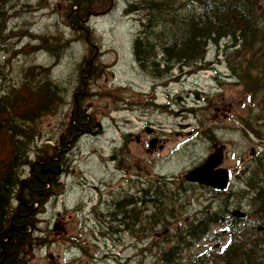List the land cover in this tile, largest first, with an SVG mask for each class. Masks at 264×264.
<instances>
[{
  "label": "trees",
  "instance_id": "obj_1",
  "mask_svg": "<svg viewBox=\"0 0 264 264\" xmlns=\"http://www.w3.org/2000/svg\"><path fill=\"white\" fill-rule=\"evenodd\" d=\"M10 1L0 0V54L6 57L0 61V264H27L30 247H43L45 243L42 236L36 235L35 219L45 210L51 196L59 195L53 178L59 176L58 164H62L60 155L64 147L57 142L58 149L50 151L38 140L42 119L54 113L62 95L56 84L44 81L37 67L20 73L18 84L9 78L12 74L10 54L14 49L7 43H13L16 37L14 32L8 33L6 9ZM41 1L49 5L48 1ZM109 2L71 0L66 8L72 26L83 27L79 29L84 42H87L83 31L86 18L91 12L106 11ZM126 11L139 18L140 30L133 40L132 51L139 69L150 78H186L213 70L218 75L213 78H239L250 89L259 90L264 99V0H135ZM46 44H38L28 53L42 49L56 56L55 51H60L58 39L52 38L50 45ZM212 46L219 58L225 59L227 76L220 75L219 68L211 67L208 62ZM23 52L18 53L25 55ZM91 64L93 59L85 56L78 65V78L85 75L94 78L91 77ZM78 84L82 88L83 81L79 80ZM71 122L68 126L70 139L79 133ZM79 127L85 126L79 124ZM57 159L59 162H55ZM50 183L52 189L48 187ZM249 188L250 192H237L236 196L242 194L250 204V220L258 218L263 232L260 226L240 229L233 220L235 225L226 226L231 239L221 250L214 248L210 256L204 251L185 258L183 251L191 250L209 234L214 220L205 215L188 227L190 239L166 243L169 246L152 258L160 264H184V260L188 264H209V261L214 264H264V182L255 190L252 184ZM153 218L149 216V220Z\"/></svg>",
  "mask_w": 264,
  "mask_h": 264
},
{
  "label": "flooded vegetation",
  "instance_id": "obj_2",
  "mask_svg": "<svg viewBox=\"0 0 264 264\" xmlns=\"http://www.w3.org/2000/svg\"><path fill=\"white\" fill-rule=\"evenodd\" d=\"M189 79L181 82L183 89L179 100L182 104L190 106L181 111L174 107L176 101L171 95L173 87L170 83L179 82L174 79L167 86L158 84L161 82H156L157 79H150V83L156 86L154 92L160 88L165 90L168 105H164L155 96L151 98L150 108L142 101L134 105L126 98L111 99L105 108L108 109L110 127L116 132L108 140V154L105 156L104 149H99L94 154L98 162L101 160L107 162V166L99 168L102 174L107 176L103 178L100 174L94 173V187L91 188L94 197L88 203L91 204L90 206L86 202L80 207L75 204L74 199L68 201L75 190L71 188V184L77 183L75 182L77 176L74 174L72 165L76 161L74 149L78 147L81 138H75L78 134L76 133L70 139L69 127L64 130L63 139L60 141V145L64 147L60 155L62 164L61 162L58 164L62 166L59 176L54 177L53 180L61 178L60 182H63L62 177L65 176L66 181L62 183L65 185L64 191L59 195L60 211L69 212L72 208V212L70 215H60L58 223L63 224L60 229L64 231L65 239L71 237L68 230L69 222L77 219L81 230L88 233L87 236L90 237V239L85 237L86 243L78 246L81 256L74 253L76 258L73 257L74 262L71 258V262L77 264L76 259H81V264H90V261L82 262V258L89 255L92 258V264H107L111 259L113 264H131V262L137 263V257H140L141 264H148L147 256L150 246L163 242L174 244L183 238L190 239L187 233L188 227L197 223L204 215H210V220L218 219L213 229L214 238L219 239L220 243L210 247L208 255L214 252V248L221 250L224 247L221 242L224 240L229 242L231 239L226 227L229 223L235 225L234 221H236L238 228L260 226L258 219L251 221L248 217L247 210L249 211L250 204L242 195L236 196V193L250 192V184L255 190L264 182L262 172L259 170L260 166L264 165V120L261 126L259 115L250 119L255 127L253 130H250L248 123L239 122L243 129L247 127L246 129L251 132L250 137L245 136L249 144L248 156L238 158L234 154L232 158L235 159L236 166L231 168L228 165L230 156L228 144L218 136L223 128L227 127L226 123H223L225 117L221 114L222 106L219 105L220 98L227 91V87L241 81L239 78ZM187 86H190L189 90L186 89ZM87 87L86 84L79 88L78 84V91L75 90L73 97L66 101L65 105H68V109L72 111L69 115L71 125L76 126L77 132H81V135L91 132L102 134L103 128L99 121H96L97 116L102 112L94 106L83 107L82 100L86 96L84 91ZM147 95L145 94L144 97ZM253 98L254 102L260 105L256 101L259 100L257 94ZM260 101L264 103V99ZM212 108H214L213 112H211ZM124 111L135 112L141 120L138 130L133 129V124L130 125L132 121L130 114L121 115ZM187 114L194 122H186ZM223 114L226 115L227 112L223 111ZM81 120L85 122L80 123ZM197 120H206L211 126L209 125L206 131L200 132L201 127ZM183 122H186L184 126ZM79 124L85 127L81 128ZM179 127L189 130L187 138L182 140L172 138L173 132ZM176 135L179 136V133ZM182 135L185 136V134ZM71 144H73L72 149L69 150ZM57 149L56 146L55 150ZM213 155H217L213 172L227 177L225 188L211 187L188 177L191 172L202 168ZM178 158L186 159L179 163L178 168H175ZM55 162H59V159ZM185 162H188L186 168ZM245 164L249 165L247 169H244ZM70 179L71 182H69ZM86 184L88 181L83 182L80 190ZM238 211L244 213V216L238 218L235 215ZM150 215L154 217L152 220H149ZM231 218H237L238 221ZM215 227L218 230H215ZM260 231L263 232V229ZM74 236L76 234L71 237L74 241H72L70 254H73L74 245L78 244L75 243ZM85 245L88 248L86 253L83 250ZM91 248L95 249L94 253H91ZM162 249L157 250L156 254H160Z\"/></svg>",
  "mask_w": 264,
  "mask_h": 264
},
{
  "label": "rangeland",
  "instance_id": "obj_3",
  "mask_svg": "<svg viewBox=\"0 0 264 264\" xmlns=\"http://www.w3.org/2000/svg\"><path fill=\"white\" fill-rule=\"evenodd\" d=\"M43 1V3L48 1L47 3H49V5L42 4L41 0H11L7 5L8 8L6 10L9 13L8 27L10 30L8 33L12 31L16 34L14 42L7 43L8 46L14 49V52L12 51L10 54V70L12 74L9 78L15 79V83L18 84L21 78L20 73L27 71V69L32 70L37 67L40 76L44 78L45 82H53L59 87L62 95L61 103L53 114L42 119V129L38 140L39 144L44 142L47 146L46 148L50 151L56 147L57 142L59 143V141H62L63 132L69 126V115L72 111L68 109V105H65L66 101L73 97L72 95L75 90L78 91L77 85L79 80L87 84L88 87L84 91L86 97H83L82 100L83 107L94 106L98 111L102 112V114L97 116L96 121H99L103 128V133L96 134L91 132L81 135V132H79L75 136L77 139L81 138L78 147L74 149L76 161H74V165H72L73 170H75L74 174L77 176L75 179L77 183L71 184V188L75 190L68 201L74 199L75 204L81 207L86 202L88 204L94 197V193L91 190V188L94 187V173L100 174L103 178L107 176V174H102V171L99 170L100 167L107 166V162L105 160L98 162L97 159L94 158V154L98 152L99 149H104L106 156L108 154L107 150H109L108 140L112 138L116 132L110 127V119H108L109 117L107 116L108 109L105 108L111 99L115 98L120 100L126 98L134 105L142 101L144 105L147 104L148 108L152 106L151 98L154 96L157 100L163 102L164 105H168L169 103L165 90L160 88L154 92V89L151 88V78L139 69L134 60L132 44L134 38L139 33L140 23L138 16L130 15L131 13L126 10L129 4L135 0H114V6L110 13L100 17L92 16L86 20L87 25L84 27L86 29L83 30L87 35L86 43L84 39L81 38L83 33L80 29H83V27H73L72 25L74 24L72 21L68 20L66 8H69L71 0ZM109 3H111V0ZM52 38L58 39L61 42L59 45L60 51H55L56 56L48 50L42 49H38V52H31V54L30 52L28 53V50H31L33 47L35 48L37 44L43 45V43H47L46 45L49 46L50 39ZM21 50L24 51L23 54L25 55H20L21 53H18ZM85 56L93 59L90 70L92 74L91 77L94 76V78L87 77V75L83 76V78H78L80 71L78 65ZM207 57L211 67L219 68L220 75L224 73L222 76H227L228 71L223 63L225 59L219 58L220 55L214 46L209 49ZM5 59L6 57L0 54V61H4ZM214 75L218 76L213 70H208L199 75L195 74L186 78L183 76L181 78H173L174 80H179L178 83L171 82L173 80L172 78H167L163 81L161 79L155 81L161 82L158 84H163L164 86H167V84L171 82L170 86L173 87V94L171 93V95L174 101H176L174 107L181 111L183 108L190 106L182 104L179 100L183 89L181 88V82H186V80H190L189 78H212ZM37 79L40 78L37 77ZM85 83H83V85H86ZM189 88L190 86L186 87L187 90H189ZM252 91L254 96L257 94L259 100L256 101L259 102L260 105L254 102ZM145 94L148 95L144 97ZM183 96H185V94ZM262 96L263 94L261 95L259 90L250 89L246 83L240 82L228 86L227 91L220 98L221 104L219 106H222L221 114L222 117H225L223 123H226L227 127L226 129L224 127L218 136L228 144V155H230L228 165L231 168L236 166V161L232 158L234 154L238 158H247L248 156L247 149L249 144L245 136L250 137L251 132L246 129L247 127L243 129L239 122L244 121L248 123L250 130H253L255 127L253 123L250 122V119L259 115V119L261 120L260 125H263L264 103L260 101L263 100ZM133 104L130 103L131 106H134ZM213 110L214 108L211 109V112H213ZM223 111L227 112V114L224 115ZM132 112L124 111L121 115L130 114L132 120L130 121V125L133 124V129L138 130L139 126H141V120L136 116L135 112ZM104 114H106V116ZM187 117L188 119H186V122L191 123L192 117L189 114H187ZM186 122H183V126ZM197 122L201 127V129H199L200 132L206 131L205 129L208 128L209 125L211 126L206 120H197ZM188 132V129L183 130L182 127H179L177 131L173 132L172 138L182 140L188 137H186ZM176 133H179V136L176 135ZM182 134H185V136ZM72 145L73 144H71L69 150L72 149ZM184 159L186 158H178L177 167L175 168H178L179 163L184 161ZM187 163L188 162L184 163L185 168L187 167ZM244 166V169H247L249 165L245 164ZM64 177L65 176L62 177L63 182L66 181ZM60 181L61 178L55 181L56 188L58 187L57 193L59 195L60 192L64 191L65 187V185L62 184L63 182ZM84 181H88V184L80 190ZM69 182H71V179ZM57 197L55 199H50L46 209L37 216L36 221L38 220V222L35 228L36 235L46 239L43 247L32 248L28 251V256H30L29 261L32 262V264H75L73 263V257H75L74 253L77 256H81L78 246L82 243H86L85 237L90 239V237L87 236L88 233L81 230L78 219L74 222L70 221L68 224L69 236L73 237V235L76 234L74 239L75 243L78 244L77 246L74 245L73 254L69 253L73 246L72 241L74 240H72L71 237L65 239L63 235L64 231L60 229L63 224L58 222L60 221L59 218H61L60 215H70L72 208L69 209V212L63 213L61 206L62 211H60V201L59 199V202L57 201ZM187 202L190 203L192 201ZM56 204L57 209H55ZM90 205L91 204H88V206ZM244 212L246 211L244 210ZM248 217L251 218L249 214ZM255 219L258 218L255 217ZM251 227H257V225L249 226L248 228ZM213 228L214 227L211 228V232L208 231L211 235H214ZM215 230L218 229L215 227ZM206 237L207 234L203 236L202 240ZM166 243L170 244L171 242H163L162 244L156 243L155 246H150L147 256L148 264H160V262H157L152 256L156 254L157 250L169 246ZM214 245H216V243L212 240H206L197 244L191 250H184L183 252L185 258H189L190 255L192 256L197 253L208 251V249ZM83 250L85 253L88 251L86 245ZM94 252L95 249L91 248V253ZM212 254L213 252L210 255ZM71 258L73 262H71ZM80 260L81 259H76L75 262L81 264ZM86 261H90V264L93 262L89 255H85V258H82L83 263ZM112 262L113 259L107 264H113ZM136 262L137 263L131 262V264H141L140 257H137ZM184 262V264H188L186 260H184ZM216 264L222 263L217 262Z\"/></svg>",
  "mask_w": 264,
  "mask_h": 264
},
{
  "label": "water",
  "instance_id": "obj_4",
  "mask_svg": "<svg viewBox=\"0 0 264 264\" xmlns=\"http://www.w3.org/2000/svg\"><path fill=\"white\" fill-rule=\"evenodd\" d=\"M113 6H114V0H112L111 6L108 10H106L105 12H102V13H91L90 16L100 17V16L107 15L112 10ZM215 157H216V155L212 156L202 168H199V169L191 172L188 177L193 181L194 180L200 181L201 183L206 184V185L211 186V187L225 188L226 183H227V177L226 176L223 177L221 174H217V173L213 172V169L215 167L214 166ZM235 215L238 217L244 216V214L240 211L236 212Z\"/></svg>",
  "mask_w": 264,
  "mask_h": 264
},
{
  "label": "bare ground",
  "instance_id": "obj_5",
  "mask_svg": "<svg viewBox=\"0 0 264 264\" xmlns=\"http://www.w3.org/2000/svg\"><path fill=\"white\" fill-rule=\"evenodd\" d=\"M198 75V74H197ZM215 76V75H214ZM213 78V77H212ZM219 78H222L221 76H219ZM49 79V78H48ZM166 84V83H165ZM60 99V98H59ZM263 123V122H262ZM60 142V141H59ZM55 149V148H54ZM50 159V158H49ZM259 170L262 172V170H264V165H261L260 166V168H259ZM262 178H263V181H264V172H262ZM218 181V180H217ZM216 182V181H215ZM214 182V183H215ZM263 183V182H262ZM221 184V183H220ZM50 189L51 188H53V185H52V183H50L49 184V186H48ZM242 195V194H241ZM54 196V195H53ZM53 196H51V197H53ZM57 196H59V195H55V197H57ZM37 205V207H38V204H36ZM46 209V208H45ZM39 211H40V207H39ZM43 211H44V209H43ZM205 216V215H204ZM204 216L202 217V218H204ZM216 216V215H215ZM201 218V219H202ZM211 218V217H210ZM208 219V218H207ZM36 220V219H35ZM216 220H218V219H215L213 222H212V225L210 226V227H213L217 222H216ZM37 222H38V220H37ZM189 223V222H188ZM43 225V224H42ZM41 225V226H42ZM231 225V224H230ZM208 226V225H207ZM202 228V227H201ZM221 228H223V227H221ZM229 228V227H228ZM211 229V228H210ZM32 231H34V229L32 230ZM226 231V230H225ZM214 232V231H213ZM219 233H220V231H219ZM223 233V232H222ZM38 234V233H37ZM218 234V233H217ZM224 234V233H223ZM221 234H219V236H220ZM225 235V234H224ZM217 236V235H216ZM215 237V235H211L210 234V232H209V234H207V237L205 238V239H201V241L199 242V243H201L202 241H209V240H212L213 242H215L216 244H219L220 243V240L219 239H217V238H214ZM212 238V239H211ZM46 239V238H45ZM47 239H48V237H47ZM33 247H30V250L32 249ZM34 248H36V247H34ZM29 250V251H30ZM29 259H30V256H29ZM27 264H30V261H29V263H27ZM209 264H214L212 261H209Z\"/></svg>",
  "mask_w": 264,
  "mask_h": 264
}]
</instances>
